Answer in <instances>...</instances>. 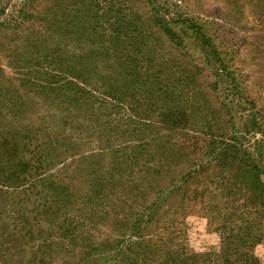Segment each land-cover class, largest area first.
I'll list each match as a JSON object with an SVG mask.
<instances>
[{
    "label": "trees",
    "instance_id": "obj_1",
    "mask_svg": "<svg viewBox=\"0 0 264 264\" xmlns=\"http://www.w3.org/2000/svg\"><path fill=\"white\" fill-rule=\"evenodd\" d=\"M137 1L145 4L141 14L134 12L133 5ZM165 4L161 0H39V13L34 9L35 15L39 14V41L27 45V48L30 46V56L26 61L36 63L35 58H39V79L25 76L14 79L4 74L7 84L0 85V120L5 109L11 114L22 115L21 110L26 104L24 95L32 91L41 96L39 106L62 107L67 113L75 108L82 112L89 95H94L93 91H103L106 96L117 100V109L133 110L137 123L152 121L163 125L162 130L167 127L169 131L177 132L176 138L172 133L166 137L158 136L136 145L133 153L115 154L111 166H98L96 174H90V189L78 196L70 191L68 185L56 183L55 187L53 181L42 176L44 167L50 164L45 163L47 157L43 146L51 150L56 148L52 136H47L41 129L39 132L1 131L0 184L23 185L38 173L39 168L40 183L55 191L53 200L58 211L53 212V223L50 228L46 227L45 233L39 229V238L43 237L39 243V264H66L64 260L59 262L60 250L55 245L57 248L62 246L60 249L66 247L68 252L73 247L77 249L74 241L84 236L87 226L84 222H68L61 210L71 209L76 204V196L95 206L105 200L102 195L108 192L101 188L105 186H111L114 191L137 190L144 203L134 214L117 218L120 224L110 231L116 233L122 229L116 237H110V234L106 239L91 242L82 239L80 250L85 247L87 254L81 264H121L124 261L129 264H262L253 251L255 245L264 240L263 225L260 224V220L264 223V140L257 136L249 138V134L262 133L264 124L260 116H254V122L249 120L251 128L245 130L244 136H238L235 131L234 134H215L202 125L207 120L189 111L194 109L193 97L207 90L211 92L209 89L218 96L221 94L219 91L227 93L230 96L227 101L231 104L237 96H242V92L234 71L226 65L224 51L204 25L188 14L172 15ZM30 11L25 2L19 11L22 19L18 22L19 28L25 27L22 24L30 17ZM7 24L0 21L1 35ZM155 35L161 40L169 39L176 49L183 51L194 43L205 58V67L199 68L192 62L190 66L195 65L197 73L189 74L180 56L170 54L166 57L157 53L161 44L152 42ZM15 51L17 55L23 53L21 48ZM189 58L193 60L194 56ZM201 74L206 81L210 76L215 80L211 77L209 82L197 80ZM102 100L106 101V98ZM224 105L229 107L227 103ZM237 107L228 109V114ZM99 116L98 125L103 117ZM90 118L87 116L84 120L88 122ZM62 120L66 122L67 118L63 116ZM141 126L149 127L150 123ZM84 127L82 124L78 129L83 130ZM187 127L195 128L202 136L182 131ZM203 137L209 138L205 151L194 158L189 152L194 142L200 143ZM32 145L35 148L29 161L37 159L31 167L21 157L18 158V153L20 150L32 151L29 148ZM108 151V148L100 149L97 158L103 159ZM154 151L157 152L152 154ZM170 152L186 159L188 168L174 176L169 174V180L164 181L169 168L164 170V165L160 168L153 165L163 154L169 158ZM192 192L196 194L193 201L200 198L206 210H221V214L213 219L221 223L218 226L221 244L217 256L183 249L181 244L171 241L178 239V235H171L170 240L163 238L161 229L165 230L167 226L160 227L163 221L160 217L155 219L160 210L166 211L167 197L183 200ZM151 193L153 196L148 199ZM125 200L128 202L130 199L127 197ZM131 206L134 207V203ZM168 207L171 209L172 203ZM45 209L53 210L52 206ZM105 213L104 218L110 216V212ZM252 218L257 221H252ZM155 223L159 226L154 228ZM154 229L157 230L153 232ZM132 235L137 240L127 238Z\"/></svg>",
    "mask_w": 264,
    "mask_h": 264
},
{
    "label": "rangeland",
    "instance_id": "obj_2",
    "mask_svg": "<svg viewBox=\"0 0 264 264\" xmlns=\"http://www.w3.org/2000/svg\"><path fill=\"white\" fill-rule=\"evenodd\" d=\"M31 1H33L32 4ZM161 1L166 2L165 5L172 15L188 14L195 18L200 25H204L207 33L211 34L214 42L224 51L223 55L227 58L226 65L231 71H234L236 81L240 84L238 87L242 96H237L233 100L234 104L227 101L230 97L226 95L227 93L223 94L222 91H219L221 94L218 96L216 92L209 89L211 92L207 90L200 96L193 97L195 100L194 109H189V111L194 114L198 113L203 117L202 119L207 120L208 122L202 123V125L206 126V130L212 129L215 134H234L236 132L238 136H244L245 130L251 128L249 120L254 122L252 120L254 116H260L264 124V0ZM2 2V5L0 4V21L4 20L8 24L5 27V32L0 34V85L7 84L3 78L4 74L10 75L14 79L20 76L39 79V58H35L36 63L26 61L30 56V46L27 48V45L39 41V14L35 15L34 12L38 10L37 13H39V0H3ZM25 2L28 9L31 10L30 17L25 24L21 23L25 27L19 28L18 22H22L19 11ZM133 8L134 12L141 14L145 9V4L137 1ZM169 17L173 18L171 15ZM160 33L162 34L161 31ZM180 34L184 37L182 29H180ZM157 35L152 42L161 44L158 47L160 52H157L161 56L170 57V54L173 57L180 56L191 75L197 73L194 69L195 65L190 66L192 62L198 64L199 68L205 67V58L194 43L189 45L187 51H183L181 48L176 49L169 39L161 40ZM16 48H21L23 53L17 55ZM186 52L187 55H185ZM190 55L194 56L193 60L189 58ZM203 74L198 75L197 80L206 81L202 77ZM210 77L206 82H209ZM211 78L214 79V77ZM205 87L206 85L203 88ZM93 92L95 96L89 95L83 104L82 112L75 108L67 113L62 107L57 109L51 105L39 106V97L41 96L35 95V91H32L29 94L26 93L27 96L24 95L26 104L25 108L21 110L22 115L11 114L5 109L3 111L5 115L0 120V132H6L8 129L39 132L41 129L47 136H52L56 148L51 150L43 146L44 154L47 157L45 163L50 164L46 165L47 168L44 167L42 176L53 181L55 187H57L56 183L68 185L70 191L78 196L85 194L90 189L88 185L91 180L90 174L92 176L94 173L96 174L98 166L104 168L111 166L110 162L115 154L133 153L135 152L133 149L137 148L136 145L158 136L166 137L172 133L173 137H177V132L169 131L167 127L162 130L163 125L160 123L146 121L150 123V126H141L143 123H148L142 121H139L140 124L137 123L134 119L136 113L133 110H127L124 107L117 109L115 106L117 100L106 96L103 91L102 93L100 91ZM102 98H106V101ZM101 100L102 104H99ZM224 103H227L229 107H225ZM56 104L57 102L54 101L53 105L56 106ZM235 106L238 107L228 114L227 110H231ZM62 115L68 121L64 122ZM99 115L103 117L98 121V125L97 117H100ZM87 116H91L92 122L90 119H88L89 123L84 120ZM106 122L108 124H103ZM80 124H84L83 130L78 129L81 127ZM182 131L202 136L200 131L195 128L188 129L187 127ZM254 136L264 140V129L262 133L251 132L249 134V138ZM208 139L203 137L200 143L193 141L192 148L194 149L197 144L196 150L191 149L189 154L194 158L201 155L205 151L204 147ZM111 147L113 150H110ZM29 148L32 151L20 150L18 158L21 157L31 166L35 164L37 158L29 161L35 147L32 145ZM102 148H108L109 153L107 152L108 155L103 159H99L97 154ZM117 149H119L118 152L115 151ZM183 149L186 152V149ZM156 152L154 151L152 154ZM170 154L169 158L168 155L163 154L158 158L157 164L153 165L157 168L164 165L162 168L164 170L169 168L164 181L169 180V174L174 176L188 168L186 159L174 155L173 152ZM83 156L84 158H82ZM32 176L29 177L27 183L18 187L0 184V264H39V243L43 238L41 236L39 238V229L44 230L45 233V229L50 228L53 223V212L58 210H55L57 204L53 200L55 191L39 181V168L38 173ZM101 188L108 193L103 194L102 197L105 200L97 202L94 204L95 206L84 198L76 196L74 197L76 204L72 205L71 209L61 210V214L69 219L68 222H79L78 224L84 222L87 227L85 232L81 230L84 236L78 237L74 241V244L78 246L77 249L73 247L72 251L68 252L66 247L60 249L62 246L57 248L55 245V248L60 250L59 262L64 260L66 264H81L86 260L87 254L85 247L84 250H80L82 239L91 242L97 241L96 239H106L110 234H112L110 237H116L117 234H121L122 229L116 233H110V231L120 224L118 219L124 218L128 213L134 214L138 206L144 203L137 190L124 192L120 189V191H114L110 189L111 186ZM191 190L193 191V189ZM195 195L192 192V195H187L183 200L177 198L176 201L167 197L166 211L160 210L155 215V219L160 217L163 221L160 227L167 226L165 230L161 229L163 238L170 240L171 235H178V239L171 241L181 244L183 249L187 248V250L205 254L210 252L217 256L221 244V231L218 226L221 223L218 219L215 221L213 219L217 214H221V210H206L200 198L193 201L192 197L195 198ZM152 196V193L149 194L148 199H151ZM127 197L130 199L128 202L125 200ZM132 203H134V207L131 206ZM169 203H172L171 209L168 207ZM49 206H52L53 210L45 209H48ZM107 211L110 212V216L104 218ZM252 211L257 212L256 210ZM252 219V221H257L255 218ZM260 221L264 231L263 220ZM158 226V223H155L154 228ZM79 228L81 229V226ZM157 229H154L153 232ZM131 237L137 240L134 235L127 236V238ZM87 238H95V240ZM253 252L264 264V240L255 245ZM121 264L129 263L124 261Z\"/></svg>",
    "mask_w": 264,
    "mask_h": 264
}]
</instances>
